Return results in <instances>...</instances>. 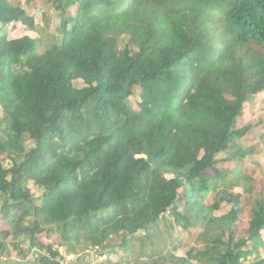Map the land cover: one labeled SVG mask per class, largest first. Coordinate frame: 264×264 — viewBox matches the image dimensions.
I'll return each instance as SVG.
<instances>
[{
	"label": "trees",
	"instance_id": "obj_1",
	"mask_svg": "<svg viewBox=\"0 0 264 264\" xmlns=\"http://www.w3.org/2000/svg\"><path fill=\"white\" fill-rule=\"evenodd\" d=\"M49 2L62 38L41 48L7 31H37L22 0H0L2 238L18 256L37 248L46 252L39 264H56L40 216L65 243L122 249L171 217L183 229L203 225V245L144 264H242L252 244L264 248V178L242 168L255 150L241 147L249 127L236 128L264 92V0ZM122 35L136 51L120 49ZM28 181L44 190L41 205Z\"/></svg>",
	"mask_w": 264,
	"mask_h": 264
},
{
	"label": "rangeland",
	"instance_id": "obj_2",
	"mask_svg": "<svg viewBox=\"0 0 264 264\" xmlns=\"http://www.w3.org/2000/svg\"><path fill=\"white\" fill-rule=\"evenodd\" d=\"M24 4V9L29 12L31 16L35 18V23L37 24L36 32L24 33L22 29L12 30L10 27L7 31H10L11 38L21 37L23 35L30 36L40 42L43 48L44 46H49L53 43H57L61 38V32L59 30L61 25L60 13L55 10V8L50 4L49 0H33L30 4H27L25 0H22ZM73 13V9H71ZM216 27H220L217 23ZM219 32L215 34V37H219ZM118 43L120 49H125L129 47L131 50L136 51V48L130 43V38L128 35H122L118 38ZM45 48V47H44ZM187 62H184L182 70V77L186 79L188 73L185 70ZM78 86V83L75 82ZM141 103L140 91H136L134 97L130 99V104L133 108L139 110V105ZM0 115H2V108L0 106ZM249 127V134L246 140L243 139L241 142L244 149L252 148L255 150V156L251 157L243 162L242 168L253 169L255 176L257 178H264V92L256 95L248 103L245 104L242 115L237 120L238 129H244ZM32 143L27 144V149L32 148ZM221 154L220 159L228 158V155ZM6 167H11L12 163L7 161L5 163ZM235 165H230L234 167ZM27 186L31 192L33 199L37 205H41V199L44 190L39 186L35 185L32 181H28L24 184ZM233 182L223 184L219 190H230L232 188ZM234 188V187H233ZM241 189L244 190L243 186L236 187L235 193H242ZM218 190V191H219ZM185 190H181L180 197L181 202L186 201ZM5 198H0V210L4 204ZM210 198L206 199V202H210ZM182 212L185 214V208L180 207ZM215 215H219L218 213ZM13 217V212L10 214ZM36 218V217H35ZM34 217L28 218L25 222L24 227L30 228L32 226ZM40 221L42 229L46 232L45 236H41V239L46 243H52L55 251L59 253L56 259V264L60 262H68L69 264H83L88 263L90 257L94 256L99 259L96 264H144L150 261V257L153 253L161 254L166 256L167 254H175L178 257H183L191 249L201 247L203 243L200 241V235L204 233V226L194 224L193 227L188 229H183L178 226L173 218L169 217L166 221V227L162 223H159L157 227H153L146 232H140L136 238H129L127 243V248H120L117 246L108 247L104 245H93L90 241H86V238L82 240L72 239L70 242L65 243L61 240L59 234L55 233L57 228L53 225H48L43 216L38 218ZM10 229L9 223L5 220L3 221L0 212V243L5 244L7 253L1 257H10V255L15 256L18 261L9 260L3 262L0 259V264H39L40 259L46 254L44 250L34 248L32 251L26 250L25 253H20L19 249H14L15 241L8 239L4 240L1 236V232ZM219 233L218 229L210 232V235H217ZM205 235V234H204ZM210 236V237H211ZM207 238V237H206ZM208 239V238H207ZM264 241V232L262 235ZM205 240V239H204ZM118 243V242H116ZM115 244V243H114ZM27 237L24 236L18 242V246L26 247L28 246ZM96 247H99L96 250ZM248 251L247 258L242 260V264H249L257 262L259 264H264V248L252 244L251 247L246 249ZM23 255H27L23 257ZM0 257V258H1Z\"/></svg>",
	"mask_w": 264,
	"mask_h": 264
},
{
	"label": "built area",
	"instance_id": "obj_3",
	"mask_svg": "<svg viewBox=\"0 0 264 264\" xmlns=\"http://www.w3.org/2000/svg\"><path fill=\"white\" fill-rule=\"evenodd\" d=\"M99 249V247H96V250H98ZM3 262H7V261H9V260H14V261H18V259L15 257V256H13V255H11L10 257H8V258H6V257H2V258H0ZM99 262V259H97V257H94V256H92V257H90V259H89V264H96V263H98ZM60 264H69L68 262H64V261H62V262H60ZM83 264H88V263H83Z\"/></svg>",
	"mask_w": 264,
	"mask_h": 264
},
{
	"label": "crops",
	"instance_id": "obj_4",
	"mask_svg": "<svg viewBox=\"0 0 264 264\" xmlns=\"http://www.w3.org/2000/svg\"><path fill=\"white\" fill-rule=\"evenodd\" d=\"M220 158H221V157L219 156V159H220ZM223 159H224V158H223ZM235 189H236V187L234 188V190H235ZM234 190H233V191H234ZM241 190H242L241 192L243 193L244 190H243V189H241ZM234 193H235V191H234ZM242 193L239 192V193H237V194H242ZM209 198H210V197H209ZM210 200H211V198H210Z\"/></svg>",
	"mask_w": 264,
	"mask_h": 264
}]
</instances>
